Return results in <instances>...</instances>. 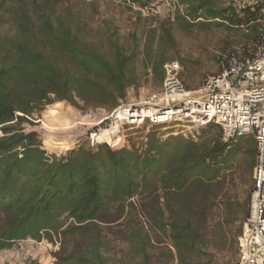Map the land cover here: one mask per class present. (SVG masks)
I'll return each mask as SVG.
<instances>
[{
	"label": "trees",
	"instance_id": "obj_1",
	"mask_svg": "<svg viewBox=\"0 0 264 264\" xmlns=\"http://www.w3.org/2000/svg\"><path fill=\"white\" fill-rule=\"evenodd\" d=\"M72 1L0 0V252L46 240L58 244L54 264H238L255 188L254 137L225 140L208 124L197 141L155 130L142 148L87 138L50 153L37 126L50 107L71 123L56 110L63 103L109 116L139 90L141 57L156 92L176 61L184 87L200 89L264 46V7L176 0L173 17L129 47L94 30ZM125 1L144 11L165 0ZM173 27L222 30L213 65L176 57ZM75 130L54 133L52 149ZM112 242L125 248L113 251Z\"/></svg>",
	"mask_w": 264,
	"mask_h": 264
},
{
	"label": "built area",
	"instance_id": "obj_2",
	"mask_svg": "<svg viewBox=\"0 0 264 264\" xmlns=\"http://www.w3.org/2000/svg\"><path fill=\"white\" fill-rule=\"evenodd\" d=\"M238 12L254 10L264 0H224ZM163 88L144 104L121 103L108 116L109 142L91 134L92 145H121L124 127L168 126L197 141L208 124L219 127L225 140L252 136L257 146L249 217L238 239V264H264V46L242 60L233 59L219 77L209 78L198 90L188 91L179 79L177 62L165 66ZM178 133V134H179Z\"/></svg>",
	"mask_w": 264,
	"mask_h": 264
},
{
	"label": "rangeland",
	"instance_id": "obj_3",
	"mask_svg": "<svg viewBox=\"0 0 264 264\" xmlns=\"http://www.w3.org/2000/svg\"><path fill=\"white\" fill-rule=\"evenodd\" d=\"M72 2L80 4L84 8L86 19L94 30L105 34L115 33L118 35L120 42L129 47L134 46L136 43L142 47L147 38V32L152 28H159L163 22L172 18L178 7L176 0H165L156 3L150 9L144 11L135 6L131 7L125 0H73ZM173 32L177 41V50L173 54L181 58L192 56L200 60L205 66L213 65L212 58L219 52L220 42L226 36L219 29L184 33L178 27H173ZM141 59L142 57L137 63L138 84L140 87L137 92L131 91L129 94V104H144L151 94L157 91L151 71ZM176 62L180 64L179 61ZM52 110H55V108L50 107L43 114L37 126L43 143L46 140L48 141V145L44 144L48 152L65 153L87 138L92 144L91 134L95 132L98 136L96 139L109 142L107 137L109 132L106 131L109 125L106 121L108 118L106 111L82 112L63 103L56 110L61 115L70 117L71 123H69L67 120L58 118L55 112L50 115ZM69 124L75 126V134L61 139L64 142V148L52 149L50 141L53 139L54 133L66 129ZM155 130L160 134H167V136L168 134L181 135L179 129L169 128L168 126H126L120 135L121 145L124 144L128 147L135 145L142 148L146 142V136ZM111 246L114 248L113 251L116 250V252H122V248H125L119 242H112ZM57 250L58 244H51L46 240L41 243L27 240L16 243L12 250L0 252V264H54L55 260L52 253Z\"/></svg>",
	"mask_w": 264,
	"mask_h": 264
}]
</instances>
